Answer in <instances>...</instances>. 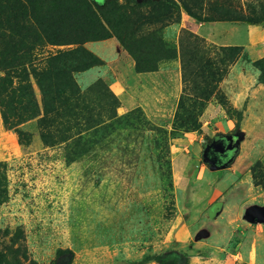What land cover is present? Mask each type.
<instances>
[{
	"label": "rangeland",
	"instance_id": "obj_1",
	"mask_svg": "<svg viewBox=\"0 0 264 264\" xmlns=\"http://www.w3.org/2000/svg\"><path fill=\"white\" fill-rule=\"evenodd\" d=\"M91 1L105 9L101 16L114 28L109 39L140 68L156 64L158 70L178 63L182 92L172 115L154 121L141 109L122 110L103 78L86 82L91 73H74L72 82L84 97L77 105L87 107L85 116L91 115L92 120L86 122L81 115L69 119L72 124L79 122L82 133L76 136L78 126L69 132L75 136L70 143L51 146L40 140L39 134L46 130L36 120L21 123L16 118L14 99L20 94L15 93L18 80L14 79L11 89L0 94V264H59L68 256L67 264H247L250 259L264 264L260 257L257 261L244 255L250 239L264 238V224L245 220L249 207L264 206V84L256 83L258 71L253 65L264 57L259 58L250 43L263 37L256 31L264 32V23L228 22L237 28L230 38L238 46L230 47L242 48L234 58L233 51L221 49L229 47L193 34L188 22L199 23L184 12L164 22L148 19L160 0ZM39 2L25 3L24 13ZM51 2L43 4L45 16L51 8L46 3ZM185 3L201 18L226 19L216 11L230 13L227 18L264 14V0ZM110 5L117 9L113 15ZM10 13L7 10L1 21L8 40L14 25L8 20ZM29 23L26 17L23 25ZM223 25H217L216 36L230 27ZM210 26L205 24L202 30ZM33 29L25 43L33 47L30 62L20 61L18 72L61 65L59 61L50 66L47 58L57 51H71L65 64L73 65L78 58L83 63L84 52L101 60L86 45L105 39L82 46H51L47 39H35L39 29ZM29 84L39 101L34 77L30 76ZM68 97L66 102L75 104ZM181 97L182 109L174 120ZM209 104L216 109L204 114ZM224 120L233 126H225ZM11 125L26 137L19 140ZM219 133L233 134L239 144L237 156L227 171L219 173L223 176L214 186L219 176L199 163L195 149L201 152ZM175 148L196 160L189 182L179 185L171 168ZM231 172L236 178L225 182ZM212 204L221 207L215 217L210 214Z\"/></svg>",
	"mask_w": 264,
	"mask_h": 264
},
{
	"label": "trees",
	"instance_id": "obj_2",
	"mask_svg": "<svg viewBox=\"0 0 264 264\" xmlns=\"http://www.w3.org/2000/svg\"><path fill=\"white\" fill-rule=\"evenodd\" d=\"M10 1V3H9ZM46 0H40L36 6L32 7V10L24 13V4L27 2L33 3L35 0H5L8 5H1L2 11H0V71L4 72V76L0 78V94L6 91V88L11 89L14 84V79H17L18 85L15 89V93L20 94V100L13 97L17 103L18 113L15 114L16 118L21 120V123L36 120L38 126H43L45 132L39 134L40 140L44 144L48 145H61L70 143L75 139L74 135L69 134L72 129L80 126L78 129L79 133L76 136H80L82 133L81 125L79 122L71 123L72 120L76 119L79 115L85 116L89 114L87 107H81L77 104L84 101L83 95L76 88L72 82V75L78 72H85L95 66H103V61L96 58L94 55L88 52H84V62H81V58L71 63H66L71 51H57L50 59V66L56 62H62L61 65L54 66L50 69L46 67V70L36 72L35 69H31V73L27 72L26 69H22L18 72L21 64H25L26 61L30 60V52L33 51V47L26 45L28 35L33 28H38V34L34 35V38L40 40L47 39V43L51 46H68V45H79L82 46L86 42L100 41L111 38L110 32L114 30L113 26L109 22L103 19V8L97 7L91 0H52V2L46 3L51 8L47 7V14L43 4ZM12 3V4H11ZM155 13H150L148 19L154 22H164L171 20L174 17H180V14L184 12L187 16L193 18L198 23H216V22H231L241 23L245 25H255L264 23V14L254 15L252 17L237 16L235 18H227L231 16L228 12L216 11V14L226 15V19L217 20L215 17H197L193 12L191 6L185 3V0H160L154 3ZM113 9V14L116 13L115 7L109 6ZM7 10H11L12 13L8 15V20L13 22V27L10 29L12 33L9 40L5 37L4 30L2 28L1 21L4 20V14ZM111 14V13H110ZM102 15V16H101ZM26 17L31 21L29 24L23 22ZM104 21L106 24L102 23ZM45 26H48L45 28ZM119 40V36L113 35ZM27 37V39H26ZM223 50L233 51L235 55L238 51H241V47H229L221 48ZM10 51L6 53V51ZM83 51V48L81 49ZM77 52V50H74ZM237 56V55H236ZM233 58V59H234ZM232 59V60H233ZM254 67L258 71L256 78L257 84H264V58L256 60L253 63ZM3 66H9L3 68ZM49 66V67H50ZM135 67L138 72H152L157 70V65H147L143 68L141 64L136 60ZM14 68L16 70H14ZM8 70V71H6ZM30 76L34 77L36 84L40 89L41 98L38 101L32 92L31 85L29 84ZM42 82V83H41ZM40 86V87H39ZM102 88V84H99ZM12 92V90H11ZM75 101V104L69 105L67 97ZM114 97V96H113ZM69 98V97H68ZM114 99V98H113ZM198 99V98H197ZM19 100V101H18ZM22 100V101H21ZM184 102L181 97L178 103L177 113L182 109V103ZM139 109V108H137ZM194 109V107H193ZM140 110V109H139ZM178 113V115H179ZM84 114V115H83ZM68 115V116H67ZM4 120L7 124V118L4 115ZM69 119H72L71 121ZM91 115L85 116V121H91ZM239 126L236 125L234 131H238ZM10 129H14L18 135L19 140L26 137V134L16 129V125H11ZM189 128L187 129V131ZM50 140V141H49ZM238 139L233 134H216L208 140V142L201 147L200 152V164L208 167L212 172L216 173L219 178L214 182V186L219 183L223 173L227 171L233 160L238 154ZM79 144H76L78 146ZM255 174H252V177ZM221 210L220 205H210V214L215 217Z\"/></svg>",
	"mask_w": 264,
	"mask_h": 264
},
{
	"label": "crops",
	"instance_id": "obj_3",
	"mask_svg": "<svg viewBox=\"0 0 264 264\" xmlns=\"http://www.w3.org/2000/svg\"><path fill=\"white\" fill-rule=\"evenodd\" d=\"M205 24H210L209 30H202ZM223 24H230V27L224 28L220 35L216 36L214 31L218 26H225ZM248 28H253L247 26ZM256 28V27H254ZM259 28V27H258ZM188 29L195 35L203 38L206 42L214 44L219 47L238 46L236 42H232L230 36L236 31L231 23L216 22V23H193L188 22ZM263 37L252 40V49L256 52L259 58L264 57V32L256 31ZM86 48L99 57L104 65L85 71L81 76L87 75L86 82H90L100 77L108 82L110 89L114 92L122 104V110L141 109L143 113L151 120L161 121L167 116H171L177 98L182 92L181 72L178 63H173L169 66H162L156 71L152 72H138L135 63L131 58L125 56L119 49L118 44L114 39H107L101 42H92L86 45ZM85 82V80H84ZM214 108L209 104L204 110V114ZM221 112H217L220 116ZM222 124L232 127L233 122L224 120ZM200 153V148L195 149ZM172 156L171 168L173 180L176 185L182 182H189L187 178L190 177L191 171L196 168V160L188 157L186 153L180 149ZM236 178V174L231 172L226 176L225 182ZM258 227H256V230ZM245 257L255 256L260 257L264 262V238L257 235L249 240L246 244ZM251 260V259H250ZM247 260V264H253ZM259 264V263H257ZM261 264V263H260Z\"/></svg>",
	"mask_w": 264,
	"mask_h": 264
},
{
	"label": "water",
	"instance_id": "obj_4",
	"mask_svg": "<svg viewBox=\"0 0 264 264\" xmlns=\"http://www.w3.org/2000/svg\"><path fill=\"white\" fill-rule=\"evenodd\" d=\"M239 144V140L237 141ZM245 220L249 224H264V206H251L245 212ZM68 259L62 260L59 264H67Z\"/></svg>",
	"mask_w": 264,
	"mask_h": 264
}]
</instances>
